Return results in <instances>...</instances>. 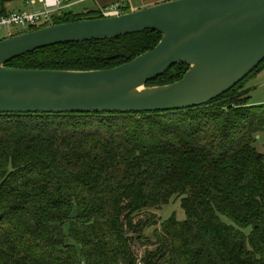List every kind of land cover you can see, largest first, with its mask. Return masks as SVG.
<instances>
[{"label":"trees","instance_id":"1","mask_svg":"<svg viewBox=\"0 0 264 264\" xmlns=\"http://www.w3.org/2000/svg\"><path fill=\"white\" fill-rule=\"evenodd\" d=\"M100 17L98 8L69 11L51 24ZM161 37L144 30L60 43L6 66L110 69ZM263 64L192 108L0 113V264H264V163L253 146L264 103L250 104L243 89ZM188 69L175 64L147 85L172 83ZM172 198L185 218L158 222L151 209ZM158 223L155 241L143 236ZM134 239L155 248L140 257Z\"/></svg>","mask_w":264,"mask_h":264},{"label":"water","instance_id":"2","mask_svg":"<svg viewBox=\"0 0 264 264\" xmlns=\"http://www.w3.org/2000/svg\"><path fill=\"white\" fill-rule=\"evenodd\" d=\"M144 30L157 45L110 69L55 70L6 66L60 43L115 38ZM264 60V0H165L115 16L85 18L0 40V113L154 112L205 105ZM186 64L172 83L148 81Z\"/></svg>","mask_w":264,"mask_h":264},{"label":"rangeland","instance_id":"3","mask_svg":"<svg viewBox=\"0 0 264 264\" xmlns=\"http://www.w3.org/2000/svg\"><path fill=\"white\" fill-rule=\"evenodd\" d=\"M10 3L7 4L8 9H29L28 5H25L22 0H9ZM143 2L155 1L161 2L165 0H141ZM113 0H86L79 4L71 6V11L74 13H83L86 11H91L93 9L98 8V6L102 7H111L114 4H111ZM120 2V1H119ZM107 3V5H105ZM117 4V3H116ZM130 9V8H129ZM14 34L23 33L27 30L24 28H17L13 29ZM4 31H0L2 34ZM248 91L247 95L249 96L248 102L252 105H259L264 103V64L261 65L256 71H254L251 76L245 81L244 88ZM253 146L256 148L258 152H260L263 156V163H264V131L259 132L255 135V140ZM152 212L156 213L158 222L162 220H166L170 216H174L179 220H183L185 218V212L181 206V200L179 198H172L168 204L162 205L156 208L151 209ZM160 229V223L155 224L151 227H148L143 230V236L148 237L150 241H155V237L152 235L154 229ZM138 235V234H130ZM134 237V236H133ZM133 247L135 252L141 257L144 255V252L147 249H154L155 245H145L140 240L134 239Z\"/></svg>","mask_w":264,"mask_h":264},{"label":"built area","instance_id":"4","mask_svg":"<svg viewBox=\"0 0 264 264\" xmlns=\"http://www.w3.org/2000/svg\"><path fill=\"white\" fill-rule=\"evenodd\" d=\"M3 1V4L2 2ZM29 9L10 10L7 4L9 0H0V40L11 37L14 34L13 29L24 28L29 31L41 25H51L52 17L64 12L71 11V6L84 2L86 0H22ZM122 5L117 3L111 7L98 6L103 16L120 15ZM72 12V11H71ZM46 25V26H47ZM19 34V33H18ZM16 35V34H15Z\"/></svg>","mask_w":264,"mask_h":264},{"label":"crops","instance_id":"5","mask_svg":"<svg viewBox=\"0 0 264 264\" xmlns=\"http://www.w3.org/2000/svg\"><path fill=\"white\" fill-rule=\"evenodd\" d=\"M104 1H108V0H104ZM110 3L111 4L119 3L122 6H126L127 5L130 8V11H131V10H136V9H139V8L147 7L149 5H152V4H155V3H158V2H155V1L143 2L141 0H113V2H110ZM105 5H107V3H105Z\"/></svg>","mask_w":264,"mask_h":264}]
</instances>
